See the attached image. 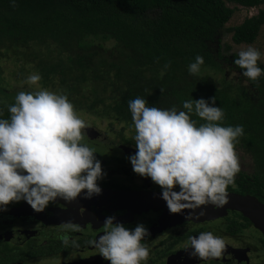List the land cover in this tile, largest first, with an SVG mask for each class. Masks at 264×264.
Here are the masks:
<instances>
[{
  "label": "clouds",
  "instance_id": "obj_1",
  "mask_svg": "<svg viewBox=\"0 0 264 264\" xmlns=\"http://www.w3.org/2000/svg\"><path fill=\"white\" fill-rule=\"evenodd\" d=\"M260 56L249 46L233 61L244 77L257 84L264 75L257 63ZM203 63V57L196 56L188 66L189 73L198 75ZM40 80L39 74L29 75L25 83L38 90L19 92L15 103L8 106L10 118H0V211L24 200L40 213L58 198L71 203L82 192L85 199H91L102 191L97 183L104 176L101 162L95 149L82 143L88 125L66 95L40 88ZM210 100L211 105L203 98L185 101L183 109L187 111L175 106L149 107L140 97L128 102L137 151L127 159L134 173L151 178L162 189L170 213L189 210L188 220L202 206L219 209L228 204V187L236 186L241 171L236 144L244 128L222 126L225 114L214 106L215 96ZM192 113L205 122L197 126ZM177 186L178 192L174 190ZM205 214L202 210L196 218ZM114 221V216L107 217L103 235L87 243L110 264H146L149 248L143 241L150 235L147 228L138 224L130 230ZM61 227L65 233L81 231V226L71 221ZM61 239L66 248L79 247L67 234ZM189 249V255L201 261L220 259L226 242L212 232H201L189 237L185 251Z\"/></svg>",
  "mask_w": 264,
  "mask_h": 264
},
{
  "label": "trees",
  "instance_id": "obj_2",
  "mask_svg": "<svg viewBox=\"0 0 264 264\" xmlns=\"http://www.w3.org/2000/svg\"><path fill=\"white\" fill-rule=\"evenodd\" d=\"M261 5L264 0H0V49L36 44L61 48L70 55L68 64L60 70L42 69L41 82L47 86L51 75L59 72L60 84L67 85L69 78L75 86L68 91L79 92L95 71V79L113 81L114 115L131 125L128 102L137 97L149 107L187 111L185 101L203 98L211 105L215 96L214 106L225 114L222 126L244 128L236 152L247 165L241 166L236 186L228 191L264 203V75L258 84L244 77L233 63L238 54L227 56L232 46H226L225 57L221 45L217 55L212 51L214 43H221V34L231 33L236 45L254 44L264 26V8L238 26L226 25L237 6ZM108 42L120 46V53L112 51L106 60H98V50L107 51L103 48ZM198 55L204 63L200 73L192 75L188 66ZM226 66L240 73L249 86L240 81L225 89L213 83L210 72L224 74ZM8 106L0 101V118H10ZM190 115L197 126L205 122L195 113ZM244 154L251 162H244Z\"/></svg>",
  "mask_w": 264,
  "mask_h": 264
},
{
  "label": "flooded vegetation",
  "instance_id": "obj_3",
  "mask_svg": "<svg viewBox=\"0 0 264 264\" xmlns=\"http://www.w3.org/2000/svg\"><path fill=\"white\" fill-rule=\"evenodd\" d=\"M130 145L127 141L119 146L113 145L111 151L118 153L113 155V161L124 163L126 159H123L121 154L129 152L127 146L130 147ZM133 147L135 148V145ZM134 151L137 149L135 148ZM116 162L115 165L106 168L107 179L104 183L98 184L100 188L114 192L162 194V189L153 183L151 178L141 177L134 173L132 165L128 163L119 167ZM174 190L178 192L180 189L177 186ZM231 193L243 195L238 192ZM22 201V203L9 204L7 211H0V264H110V261L105 260L97 253V249L87 243L89 240L98 239L100 235H103V225L109 216H114V222L122 223L130 230H134L138 224L148 221L149 225L146 228L150 235L143 242L160 241L159 247L161 245L162 248H166L157 251V255L149 254L150 260L147 264H167L169 258H176L180 252H185L175 260H179L180 264H264L263 259L260 261L258 259L264 258V256L256 255L252 251L253 249L246 248L241 249L240 252H229L222 255L220 259L201 261L198 257H191L190 251L186 252L182 243L187 244L189 237L206 232L215 219L208 220L207 215H204L200 216V220L191 218L170 221L171 217L179 216L180 219L187 217V209L180 214H172L169 209L157 206L142 207L141 209L139 207L118 209L83 205L74 201L69 203L58 198L55 203H50L43 212L37 213L26 201ZM163 204L165 205L166 202ZM202 210L208 214L213 211L222 212L225 220L229 222L228 232L231 237H235L242 230L255 227L241 212L230 208L217 209L212 205H207L196 209L195 212L199 213ZM69 221L79 224L81 231L65 233L61 225ZM182 226L184 229L181 228ZM95 227H99V229L95 230ZM166 233V237L161 241V235ZM65 234L69 235L70 239H75L79 247L69 245L66 248L61 239ZM260 247L264 250V235L260 238Z\"/></svg>",
  "mask_w": 264,
  "mask_h": 264
},
{
  "label": "rangeland",
  "instance_id": "obj_4",
  "mask_svg": "<svg viewBox=\"0 0 264 264\" xmlns=\"http://www.w3.org/2000/svg\"><path fill=\"white\" fill-rule=\"evenodd\" d=\"M234 6V5H230ZM237 11L231 18L230 22L226 25V28H233L242 24L245 19L252 18L258 16L260 11L264 8V5H261L257 8H244L241 6H237ZM221 43L217 42L212 45V51L217 55L218 46L220 47L221 57L226 56V46H232L231 51L227 54L233 55L238 54L241 50H246L249 46L256 48L260 53V61L264 64V26L262 27L260 34L257 38V41L254 44H242L236 45L232 41V34L227 33L221 34ZM107 51L103 52L102 50H98L99 55H97V59L100 60V57L104 60L107 59V56H111L110 52L120 53L121 47L116 45L113 42H108L105 44ZM69 53L65 52L61 48H58L52 44L46 45H32V46H6L0 49V101L5 105H12L15 103L16 95L21 92H34L38 90L36 85H28L25 83L26 78L31 74H39L42 77V69H55L60 70L61 67L65 66L69 58ZM225 65V64H224ZM226 73L224 74H215L214 72H210V79L216 85L222 87L225 86V89L233 84L242 81L244 85L249 86V82L247 80H241L240 73H237L235 69H229L226 66ZM98 74V73H97ZM62 76L60 73H55L51 75V80L49 84H43L41 80L39 81V87L48 89L50 91L56 92L57 94L66 95L68 100L74 105V108L81 119H83L88 127L84 130V140L82 143L87 144L90 148L95 149V156L101 162L102 170L104 176L102 179L98 180V184H102L107 179V174L105 172L108 166L115 165L113 161V155L118 154L112 152L111 147L113 145L119 146V144H124L125 141L129 142L131 145L129 148V152H122V158L126 159L124 163L117 161L116 165L122 167L127 163L131 165L130 161L127 159L130 155H134L136 151L133 145L135 129L134 126L126 123L122 120H119L115 117V112L113 110V99L115 90L111 89L110 86H114L111 79L106 80H97L95 71L89 73V79L87 82L83 83L82 86L79 87L78 91H68V88L74 87L75 83L67 79V85L60 84L62 80ZM225 80V81H224ZM229 81L232 83L228 84ZM106 85V86H105ZM68 87V88H67ZM106 87H110L106 90ZM106 90V91H104ZM103 99L104 102H100ZM96 102V103H95ZM95 106L92 109V106ZM126 146V145H124ZM239 156V155H238ZM240 158V156H239ZM244 162H251V158L249 155L244 154L243 156ZM241 166H246L247 163L241 162ZM23 202L22 200L20 201ZM187 213L189 210L186 211ZM206 213V212H205ZM198 212H195L192 219L200 220L196 218L198 216ZM207 219H215L214 222L211 223V227H208L206 232H212L214 235L222 237L226 242V251L223 255L228 254L229 252L235 251L240 252L241 249H253L256 255L261 257L264 256V250L260 247V238L263 237L264 233L256 229L252 226V228L248 230H242L235 237H231L228 232V224L229 222L225 220V216L222 212L213 211L211 214L206 213ZM186 217H182L181 219L178 217L170 218L174 221L184 220ZM218 219V220H216ZM169 221V222H170ZM144 226L147 227L149 225L148 221H144ZM181 228L184 229L182 226ZM95 230L99 229V227H95ZM259 230V231H258ZM263 234H261V233ZM166 234L161 235L160 239L163 240L166 237ZM189 241V240H188ZM146 244L149 248V254L153 253L157 255V251L165 249L166 247H159L160 241L155 243H151L147 241ZM185 242L182 243V246L185 247ZM258 248V249H257ZM98 253V250H96ZM191 251L189 249L186 252ZM185 252H180L177 254V257L183 255ZM176 258H169L167 264H180L178 261H175ZM257 259V258H256ZM260 260H264V258H258ZM257 259V260H258ZM150 259L147 260V262ZM175 261V262H174ZM146 262V264H147ZM258 262V261H257ZM188 263V262H187Z\"/></svg>",
  "mask_w": 264,
  "mask_h": 264
},
{
  "label": "water",
  "instance_id": "obj_5",
  "mask_svg": "<svg viewBox=\"0 0 264 264\" xmlns=\"http://www.w3.org/2000/svg\"><path fill=\"white\" fill-rule=\"evenodd\" d=\"M228 193L229 203L224 207L241 212L256 228L264 233V204L250 196ZM74 202H79L83 205L105 206L118 209L123 207H139L141 209L142 207L154 206L168 209L167 204H163L166 201L162 199V194L154 195L144 192H114L102 189L100 195H94L91 199H85L82 192Z\"/></svg>",
  "mask_w": 264,
  "mask_h": 264
}]
</instances>
